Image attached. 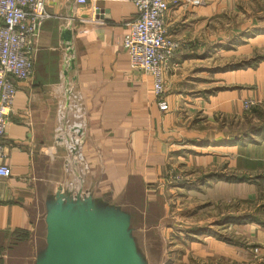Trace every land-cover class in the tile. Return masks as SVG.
Listing matches in <instances>:
<instances>
[{
  "label": "crops",
  "instance_id": "1",
  "mask_svg": "<svg viewBox=\"0 0 264 264\" xmlns=\"http://www.w3.org/2000/svg\"><path fill=\"white\" fill-rule=\"evenodd\" d=\"M166 1L167 32L181 45L166 63L168 109L162 111L151 75L131 67L122 46L135 0H46L48 17L35 29L32 76L13 80L17 89L2 139L9 174L0 177V264L30 261L39 190L66 84L83 98L100 155L128 177L143 206L158 208L160 228L169 226L160 181L173 173L181 174L183 183L168 186L170 192L194 197L198 202L191 212L209 213L208 225L201 227L238 230L248 239L264 228L262 219V224L238 222L251 215L246 205L264 186V138L235 141L231 131L246 114L244 99L264 103V58L255 59L264 57V14L259 23L253 20L254 0ZM65 32L69 41L62 38ZM232 63L243 66L225 68ZM213 172L257 178L213 184L203 179ZM237 204L243 210H235Z\"/></svg>",
  "mask_w": 264,
  "mask_h": 264
},
{
  "label": "water",
  "instance_id": "2",
  "mask_svg": "<svg viewBox=\"0 0 264 264\" xmlns=\"http://www.w3.org/2000/svg\"><path fill=\"white\" fill-rule=\"evenodd\" d=\"M52 146L28 264H161L159 210L143 206L128 177L100 155L73 85L59 99Z\"/></svg>",
  "mask_w": 264,
  "mask_h": 264
},
{
  "label": "built area",
  "instance_id": "3",
  "mask_svg": "<svg viewBox=\"0 0 264 264\" xmlns=\"http://www.w3.org/2000/svg\"><path fill=\"white\" fill-rule=\"evenodd\" d=\"M46 0H0V177L9 174L3 163L2 139L9 123L16 92L14 79H30L34 63V38L36 27L48 17ZM84 3L85 0H77ZM200 4V0L185 3ZM172 4H178L172 0ZM136 14L126 22L128 31L123 37L131 67L152 77L154 101L162 111L168 109L164 77L166 63L181 45L166 29L164 16L169 9L166 0H135ZM256 103L246 98L242 108ZM177 178V176L175 177Z\"/></svg>",
  "mask_w": 264,
  "mask_h": 264
},
{
  "label": "rangeland",
  "instance_id": "4",
  "mask_svg": "<svg viewBox=\"0 0 264 264\" xmlns=\"http://www.w3.org/2000/svg\"><path fill=\"white\" fill-rule=\"evenodd\" d=\"M249 13L254 21L259 20V16L264 14V0H254ZM252 98L254 97L252 96ZM254 99L256 103L252 107L243 108L246 114L243 115L242 121L238 122V127L242 130H253L255 127L264 125V103L260 99ZM255 108L256 112L253 113ZM231 129H233L231 131H236L235 126H232ZM255 138L263 139L260 136H255ZM176 176L177 178H175ZM191 178L193 179V177ZM215 180L217 178L209 179L212 184ZM254 180L252 178L248 181L254 183ZM181 182L182 175L179 173L167 175L163 181H160V189L165 198L163 217L169 220L168 227L159 228L163 239L164 255L161 264H264V236H261L260 233L264 232V228H260L261 230L259 229L256 233L253 231L254 229H251L255 235H250L252 237L248 239L241 236L239 234L241 231L238 230H228L217 225L201 227L208 225L209 213L191 212L190 209L195 210V204L198 201L194 197L186 198L185 195L181 197L180 192L176 194V190L170 192L168 189V186L177 187ZM231 208L234 209L232 206ZM239 208L243 210L244 207H240L239 204L235 205V210ZM224 209L228 210L227 207ZM246 210H250L252 218L264 220V186L259 187L256 201L246 205ZM238 222L246 221L239 220ZM252 222L256 221L252 220ZM217 234L220 236V243L217 242V240L219 241ZM244 235L249 237L248 231Z\"/></svg>",
  "mask_w": 264,
  "mask_h": 264
},
{
  "label": "trees",
  "instance_id": "5",
  "mask_svg": "<svg viewBox=\"0 0 264 264\" xmlns=\"http://www.w3.org/2000/svg\"><path fill=\"white\" fill-rule=\"evenodd\" d=\"M264 57H259L258 55L255 56V59H262ZM243 64V63H241ZM239 66H243V65H240L239 63H232V64H228L225 68H235V67H239ZM253 113L256 112V108L253 109ZM236 127V131L234 130V134L233 135V138L236 140H253V141H257L255 140V136H260V137H263L264 138V125H260L258 127H255L253 130H242L241 128L238 127V122L234 125ZM239 135V136H238ZM210 178H217V179H223V180H226V181H234V182H241V181H248L252 178H257V176H252V175H246V174H223V173H220V172H213V173H209V174H206L203 179H210ZM241 220H253V221H256V222H259V224H262L261 223V220L260 219H254L252 218L251 215H247L245 217V219H241ZM220 239V236L217 235ZM223 240H226V239H223Z\"/></svg>",
  "mask_w": 264,
  "mask_h": 264
}]
</instances>
